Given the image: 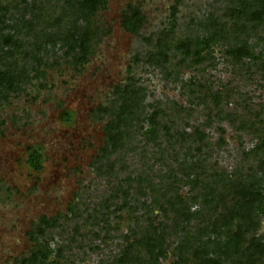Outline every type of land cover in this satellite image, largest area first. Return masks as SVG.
<instances>
[{"label":"rangeland","instance_id":"obj_1","mask_svg":"<svg viewBox=\"0 0 264 264\" xmlns=\"http://www.w3.org/2000/svg\"><path fill=\"white\" fill-rule=\"evenodd\" d=\"M45 1L20 5L25 18L38 16ZM48 1L56 6L53 15L66 5ZM257 1L108 0L90 19L99 31L83 66L67 63L61 42L48 45L45 77L31 80L0 107V264H20L29 255L30 235L44 217L56 220L46 240L62 250L67 264H112L125 237L146 226L147 216L160 214L155 202L165 193L181 195L191 216L205 215V196L221 182L247 175L264 181V169L250 158L264 136V17L240 20L245 28L235 27L231 17L233 8L253 11L262 2ZM129 5L139 6L145 16L137 33L122 27ZM214 33L200 62L179 66L171 57L165 70L149 61L161 38L203 40ZM243 43L256 59L239 62L227 55L228 48ZM127 84L133 88L126 104L136 118L124 129L129 137L123 147L110 156L114 165L107 175L108 166L98 157L106 124L123 103L116 87ZM158 110L160 126L169 130L160 128L153 143L147 139V118ZM196 129L206 135L203 142L194 137ZM29 146L44 155L40 173L26 165ZM141 177L148 182L141 185ZM119 189L128 191L129 206L122 205ZM257 218L255 236L264 240V208ZM186 223L179 224L193 233L195 219ZM173 242L171 235L161 264L176 259Z\"/></svg>","mask_w":264,"mask_h":264},{"label":"trees","instance_id":"obj_2","mask_svg":"<svg viewBox=\"0 0 264 264\" xmlns=\"http://www.w3.org/2000/svg\"><path fill=\"white\" fill-rule=\"evenodd\" d=\"M47 1L41 4L43 7H40L38 16L33 15L26 19V8L20 5H25L27 0H0V107L2 100L6 101L11 94L21 92L23 86L31 80L45 77L46 73L42 70L47 65L44 53L47 52L49 44H54V40L66 46L64 57L67 58V63L75 66H83L93 52L99 30L90 19L108 4V0H65L66 5L56 15L51 12V8L56 6H50ZM16 15L20 18L15 19ZM231 17L237 28H245L244 23L240 22L243 19L262 21L264 0L253 11L247 6L233 8ZM121 20L124 30L137 33L145 21V16L139 6L129 5L123 11ZM215 37L214 33L203 40L184 39L175 42H162L161 38L157 52L150 55L149 61H155L165 70V64L169 63L171 57L177 59L179 66L188 62H200L203 49H207ZM226 53L239 62L244 58L257 57L247 43L230 47ZM132 88L131 84L116 87L115 93L123 103L114 110L106 124L104 146L98 157L100 163L105 162L108 166L107 175H112L114 165L109 160L110 156L123 147L129 137L124 129L136 118L131 106L126 104V97ZM160 114L161 110L154 111L147 118V139L153 143L157 142L160 128L166 133L169 130L166 125L160 126ZM63 119L69 122L71 114L65 111ZM2 125L4 121L0 120V136L3 135ZM194 135L199 142L206 138L199 129L194 131ZM259 140L260 143L251 152L250 158L257 161L258 168L264 169V136L259 135ZM25 162L30 171L40 173L44 162L41 149L36 146L27 147ZM220 174L225 176L223 172ZM138 181L141 185L148 182L143 177ZM263 184V179L253 175L221 182L219 188H214L205 196L204 201L209 204V211L205 215L196 213L191 216L189 210L186 211L183 207L181 195L168 196L165 193L155 202L160 214L153 218L147 216L146 226H136L132 235L125 237L126 245L112 264H161L167 258L165 246L171 235L175 237L172 252L176 259L170 264H264V240L255 236L259 227L257 216L263 213L264 208ZM158 186L161 185H156L157 188ZM119 191L124 198L122 205L129 206L128 191ZM170 213H173L171 225L167 224ZM194 219L193 233L179 224L187 222L189 226V222ZM55 225V219L44 217L40 221L30 235L34 242L33 247L29 255L20 260V264H67L62 250L53 248L46 240L47 230Z\"/></svg>","mask_w":264,"mask_h":264}]
</instances>
